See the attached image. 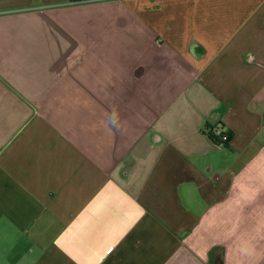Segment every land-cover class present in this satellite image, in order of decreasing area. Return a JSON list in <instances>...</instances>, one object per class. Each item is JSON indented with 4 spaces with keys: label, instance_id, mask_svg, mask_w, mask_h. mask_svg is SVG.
I'll return each instance as SVG.
<instances>
[{
    "label": "crops",
    "instance_id": "1",
    "mask_svg": "<svg viewBox=\"0 0 264 264\" xmlns=\"http://www.w3.org/2000/svg\"><path fill=\"white\" fill-rule=\"evenodd\" d=\"M0 264H264V0H0Z\"/></svg>",
    "mask_w": 264,
    "mask_h": 264
},
{
    "label": "trees",
    "instance_id": "2",
    "mask_svg": "<svg viewBox=\"0 0 264 264\" xmlns=\"http://www.w3.org/2000/svg\"><path fill=\"white\" fill-rule=\"evenodd\" d=\"M219 127H211L210 125H206L205 126V133L207 134V136L209 137V139L216 145H222V146H227L230 141H231V133L229 132H225V130L223 129V127H220V129L223 131V134L221 136H218L216 134V130ZM224 138H227V141H223Z\"/></svg>",
    "mask_w": 264,
    "mask_h": 264
},
{
    "label": "built area",
    "instance_id": "3",
    "mask_svg": "<svg viewBox=\"0 0 264 264\" xmlns=\"http://www.w3.org/2000/svg\"><path fill=\"white\" fill-rule=\"evenodd\" d=\"M218 136H221L223 134V131L220 129V127L215 131ZM227 138H224L223 141H227Z\"/></svg>",
    "mask_w": 264,
    "mask_h": 264
}]
</instances>
